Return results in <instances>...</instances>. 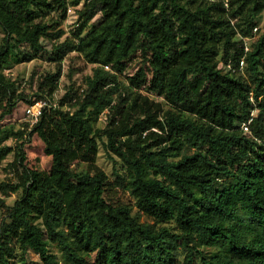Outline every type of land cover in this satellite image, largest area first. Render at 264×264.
Here are the masks:
<instances>
[{"label":"trees","instance_id":"1","mask_svg":"<svg viewBox=\"0 0 264 264\" xmlns=\"http://www.w3.org/2000/svg\"><path fill=\"white\" fill-rule=\"evenodd\" d=\"M263 13L264 0H0V165L21 140L0 179L20 194L0 197V264L31 251L42 264H264ZM71 55L93 66L83 91L72 81L31 129L4 123L32 103L7 70L55 64L34 94L52 97Z\"/></svg>","mask_w":264,"mask_h":264},{"label":"rangeland","instance_id":"2","mask_svg":"<svg viewBox=\"0 0 264 264\" xmlns=\"http://www.w3.org/2000/svg\"><path fill=\"white\" fill-rule=\"evenodd\" d=\"M101 15H97L92 23L98 24L100 21ZM69 26V25H68ZM258 31L259 33L264 32V13L259 17L258 19ZM4 36L5 33L0 27V47L4 44ZM250 40V44H251ZM44 45L49 50L51 48L50 43L47 41H44ZM56 66L55 64L46 61L44 59H36L31 62H21L15 64L11 69L7 70L8 76L12 78L13 80H17L18 84H20L19 92H24L28 99L34 98V94L37 90V82L38 78L41 75H45L47 72L55 71ZM74 69L75 72L73 73V78L70 79L69 73L70 70ZM93 66L89 63H86L83 59L75 57V55H71V57L67 58L65 62L63 63V74L59 82V89L56 92V94L51 98L53 102H57L59 104V101L61 98L66 94L68 86L72 81L76 82V89L77 90H83L86 86L84 85V79L85 76L92 73ZM134 72V70H129L125 75H122V80H126L127 75H130ZM33 75H35L37 78L32 79ZM29 103H26V105L22 104L21 108L16 111V114L7 118L4 123L12 124L16 126V128H23V124L27 123L28 118L24 116V110L25 106L27 107ZM100 127L106 126V115H103L100 122ZM21 142L20 139L12 138L6 142L7 145L14 148V152L9 154L7 158L3 161V163L0 165V179L4 181H10L12 179V170L9 168V164L13 162L15 159V154L18 151L17 145ZM26 150L27 153H29L30 162L32 164L35 163L37 153L34 150L33 144L27 143L26 144ZM41 164L46 168L49 167L50 164V158H43ZM98 164L101 166L105 172L110 176L114 177V162L112 159L108 158V155L105 153V150L103 147L100 149V156L98 159ZM19 193L12 194L10 197H4L0 193V197L5 199L6 204L10 205L13 203V201L19 196ZM115 200H120L124 202H128L129 198L122 192L116 193V197H114ZM5 216V208L0 205V224ZM146 217H142V221H146ZM29 262L30 264H42L41 259L39 256L34 253L30 252L29 255Z\"/></svg>","mask_w":264,"mask_h":264},{"label":"built area","instance_id":"3","mask_svg":"<svg viewBox=\"0 0 264 264\" xmlns=\"http://www.w3.org/2000/svg\"><path fill=\"white\" fill-rule=\"evenodd\" d=\"M82 6V3L79 5V8ZM69 25V26H68ZM66 29H67V34H71V31H74L76 27L78 26V14L76 12V9L74 7H69L68 8V17L65 23ZM258 31V28L255 29V32ZM245 42V50L248 52L250 50V40L252 38L250 37H243L242 38ZM241 69L244 68L245 65V59L243 58L240 63ZM226 70H230L233 68V63L229 61L226 66ZM8 74V73H7ZM9 75V74H8ZM83 91V90H82ZM53 98V96L51 97ZM50 98V96L47 97H42V98H37L34 96V98L30 99L32 103H30L24 110V116L28 118L27 124L28 128L31 129L33 128L42 118L44 112L46 110H49L51 108H57L59 104L57 102H53V100ZM256 115V111L252 113V116ZM252 119H250L247 122H244L242 124V128L246 132H250V124H251ZM24 128V127H23ZM264 142V141H263Z\"/></svg>","mask_w":264,"mask_h":264}]
</instances>
